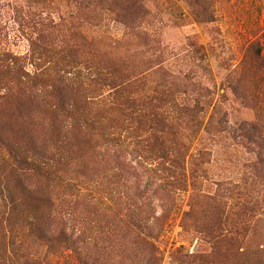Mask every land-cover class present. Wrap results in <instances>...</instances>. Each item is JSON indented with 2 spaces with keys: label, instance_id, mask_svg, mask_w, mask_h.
<instances>
[{
  "label": "trees",
  "instance_id": "trees-1",
  "mask_svg": "<svg viewBox=\"0 0 264 264\" xmlns=\"http://www.w3.org/2000/svg\"><path fill=\"white\" fill-rule=\"evenodd\" d=\"M187 1L197 21L216 20L210 0ZM69 3L76 13L64 28L31 19L35 31L24 54L0 46V264H72L50 257L67 252L78 264H114L112 255L92 251L95 242L80 238L92 230L87 222H126L134 264H156L153 241L168 215L162 196L188 190L184 228L213 250L225 238L245 255L256 253L245 237L249 222L264 220L260 41L247 44L215 89L206 51L193 39L184 66L168 64L166 46L143 29V0ZM108 14L123 26L120 38L84 31L101 27ZM237 108L249 117L231 122ZM198 137L210 144L192 153ZM220 142L247 157L237 179L212 181L210 191L201 178ZM211 258L199 255L188 264H216Z\"/></svg>",
  "mask_w": 264,
  "mask_h": 264
},
{
  "label": "rangeland",
  "instance_id": "rangeland-1",
  "mask_svg": "<svg viewBox=\"0 0 264 264\" xmlns=\"http://www.w3.org/2000/svg\"><path fill=\"white\" fill-rule=\"evenodd\" d=\"M69 2L71 0H0L1 48L24 54L29 47L27 34L35 31L31 19L36 24L40 19L54 20L64 28L69 16L76 13ZM210 2L216 20L205 23L197 21L187 0H143L147 12L143 29L166 46L168 64L174 70L186 63L182 55L189 39L201 44L212 66L217 89L227 72L226 68L230 65L235 66L240 61L249 42L258 39L264 52V0H210ZM104 21L101 27L87 25L83 27L84 31L90 35L106 31L114 40L120 38L123 26L115 21L114 15H105ZM201 80L213 86L208 77H202ZM239 117H249V113L237 108L231 112L230 120L232 122ZM205 144L209 146L210 142L201 137L194 139L191 152L196 153ZM225 147V143L220 142L213 148L215 154L206 164L207 178H201L203 189L207 185V189L212 191V181L237 179L241 174L242 163L247 155L239 146L231 145L228 149ZM86 191L92 192L91 189H83L82 193ZM189 194L190 190L175 191L170 198L162 196L168 215L164 216V219L161 218L162 222H158L159 236L153 241L156 264H188L193 257L203 254H209L216 264H264V251L260 252L257 249L258 246L263 247L260 250H264V220L249 222L253 229L245 237L256 253L253 254L251 250L252 254L245 255L242 253L243 248L237 250L238 245L235 241L225 238L220 247L213 250L191 227L182 226L181 219L186 210ZM105 202L114 210L112 201L105 199ZM162 210L158 207L157 213ZM84 223L80 222L78 225L80 231L85 228ZM87 225L92 230L84 234L77 232L76 235L81 234L80 238L95 242L96 247L92 245V251L100 258L112 255L115 261L108 262L114 264H134L137 261L129 252L131 240L126 222H87ZM145 254L148 255L146 251ZM50 257L52 261L58 259L60 263L68 258L72 264H78L77 257L72 253ZM255 257L259 259L256 260Z\"/></svg>",
  "mask_w": 264,
  "mask_h": 264
}]
</instances>
